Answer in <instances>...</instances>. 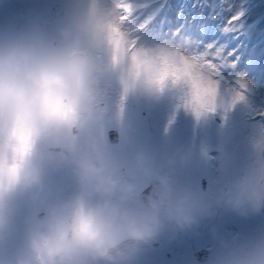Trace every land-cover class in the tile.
I'll return each mask as SVG.
<instances>
[{"label":"rangeland","instance_id":"1","mask_svg":"<svg viewBox=\"0 0 264 264\" xmlns=\"http://www.w3.org/2000/svg\"><path fill=\"white\" fill-rule=\"evenodd\" d=\"M88 2L0 0V25L27 21L54 32ZM91 2L108 16L116 34L111 51L100 57L101 63L110 62L117 71L102 90L110 105L109 119L95 134L141 190L150 177H159L173 196L194 209L196 217L182 237L162 230L152 240L161 245L140 249L132 264H228L264 242L261 210L239 214L224 203L239 177L258 159L250 140L264 129L259 117L248 119L264 113V0ZM237 11L243 16L225 32L229 17ZM190 19L202 22L206 41L219 40L234 50L236 70L222 74L220 65H231V60L227 56L214 60ZM137 52L167 69L157 93L130 92L126 86L122 71ZM111 128L119 132L116 142L107 140ZM52 151L54 156L58 152ZM72 183L70 172L56 168L54 160L44 178L46 198L66 194ZM39 212V203L24 201L18 206L11 247L19 242L26 221ZM204 246L211 251L207 263L193 256Z\"/></svg>","mask_w":264,"mask_h":264},{"label":"clouds","instance_id":"2","mask_svg":"<svg viewBox=\"0 0 264 264\" xmlns=\"http://www.w3.org/2000/svg\"><path fill=\"white\" fill-rule=\"evenodd\" d=\"M115 43L110 19L91 0L54 32L27 21L0 25V264H132L165 228L195 223L182 197L163 188L144 195L95 134L109 119L102 90L117 71L100 57ZM133 55L122 71L128 90L157 93L167 69ZM250 146L258 159L224 200L239 214L264 209V129ZM54 160L73 183L48 200L44 178ZM24 201L39 203L42 214L11 247ZM228 264H264V242Z\"/></svg>","mask_w":264,"mask_h":264},{"label":"snow or ice","instance_id":"3","mask_svg":"<svg viewBox=\"0 0 264 264\" xmlns=\"http://www.w3.org/2000/svg\"><path fill=\"white\" fill-rule=\"evenodd\" d=\"M180 15L183 16V12H181ZM242 16H243V12L237 11L233 16L229 17L228 23L223 30L225 32L232 30L231 25L234 24L236 21H238ZM185 20H187V19L185 18ZM190 20L192 23L193 30L198 35L201 36V39L203 41L202 47H206L208 49V51L210 53H212V58L214 60H223L225 56H227V58L229 60H231V62H232L231 65H228V64H221L220 65L221 70H222V74L224 76H228L230 74V72L236 70L238 68V59L235 58L234 50L229 49L226 43H221L219 40L206 41V39L204 38V35H203L204 28L202 27V22L197 21L195 19H190ZM177 22H179V19ZM262 115H264V114H262Z\"/></svg>","mask_w":264,"mask_h":264},{"label":"water","instance_id":"4","mask_svg":"<svg viewBox=\"0 0 264 264\" xmlns=\"http://www.w3.org/2000/svg\"><path fill=\"white\" fill-rule=\"evenodd\" d=\"M109 134V139L111 142H116L118 140V131L115 129H111L108 131ZM160 185L163 189L168 191V188H166L167 186L160 180L157 178H154L151 180L150 184L145 187L142 192L144 195H148L150 192H155L156 186ZM206 185V180L202 179V188H205ZM264 212V209H263ZM42 214V213H41ZM169 233H173V234H177V235H181L182 234V230H175L172 228H165ZM151 244H153L154 246L158 245V242H149L145 245H143L141 248L143 247H148ZM195 256L197 257V259L201 262H206L210 259V251L207 248H200L198 249V251L195 252Z\"/></svg>","mask_w":264,"mask_h":264},{"label":"bare ground","instance_id":"5","mask_svg":"<svg viewBox=\"0 0 264 264\" xmlns=\"http://www.w3.org/2000/svg\"><path fill=\"white\" fill-rule=\"evenodd\" d=\"M155 189V192L156 191H159L160 189H162V187L160 186V185H158V186H156V188H154Z\"/></svg>","mask_w":264,"mask_h":264},{"label":"flooded vegetation","instance_id":"6","mask_svg":"<svg viewBox=\"0 0 264 264\" xmlns=\"http://www.w3.org/2000/svg\"><path fill=\"white\" fill-rule=\"evenodd\" d=\"M106 137H107V140H108V135Z\"/></svg>","mask_w":264,"mask_h":264}]
</instances>
